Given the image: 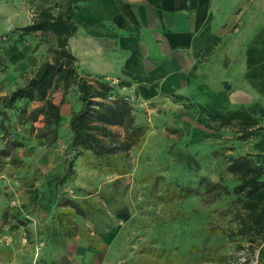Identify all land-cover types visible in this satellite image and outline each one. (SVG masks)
<instances>
[{
	"label": "rangeland",
	"instance_id": "374dc122",
	"mask_svg": "<svg viewBox=\"0 0 264 264\" xmlns=\"http://www.w3.org/2000/svg\"><path fill=\"white\" fill-rule=\"evenodd\" d=\"M33 5L31 0H0V95L51 56L52 33L20 37L13 31L31 22ZM253 6L235 26L229 19L211 32L209 45L196 55L205 64L199 70L207 73L187 93L154 96L151 90L139 95L137 88L127 91L121 82L109 80L133 104L146 131L127 153L111 157L113 170L97 164L90 153L75 161V174L60 191L90 208L89 217L57 207L53 196L76 92L71 90L62 103L63 123L54 145H40L34 133L20 129L24 145L7 157L0 153V264H21L27 253L34 264L46 245L41 234L47 222L82 238L87 248L83 264H245L249 252L238 245L247 242L231 234L235 195L210 200L198 183L206 177L231 189L237 181L225 172L224 156L264 152V135L235 140L232 128L213 117L217 110L241 108L264 124V4L260 16ZM53 97L59 102L62 91L55 90ZM4 147L0 132V151ZM181 184L195 192L169 198L166 187ZM7 206L20 208L26 222L3 219Z\"/></svg>",
	"mask_w": 264,
	"mask_h": 264
},
{
	"label": "trees",
	"instance_id": "16d2710c",
	"mask_svg": "<svg viewBox=\"0 0 264 264\" xmlns=\"http://www.w3.org/2000/svg\"><path fill=\"white\" fill-rule=\"evenodd\" d=\"M81 1L84 0H68L65 5L58 2L48 4L32 17L31 22L13 29L20 37L36 31L50 32L55 45L51 56L41 61L23 83L0 95V132L5 143L0 153L7 157L11 149L24 145L25 134L19 136L22 127L26 134L34 133L40 145H54L63 123L62 103L74 90L77 104L67 120L68 135L61 155V170L53 185V196L57 207H69L77 215L89 217L90 208L60 191L75 174V161L90 153L97 164L113 170L111 157L127 153L143 137L146 127L138 120L133 104L118 92L115 84L103 76L78 69L68 41L77 31L73 16ZM57 89L62 91L59 102L53 97ZM33 102L38 104L32 106ZM213 117L232 128L235 140L247 141L264 135V124L246 109L217 110ZM36 122L40 124L36 125ZM224 158L225 172L237 181L233 187L229 189L226 184L206 177H201L198 184H203L210 200L223 194L235 195L234 204L237 206L233 219L236 224L231 228V234L247 242L238 245L249 252L245 264L251 258H254L253 264H264V152L229 154ZM10 161L16 164L17 160L11 158ZM166 188L170 192L169 198H182L195 192V188L182 184ZM2 217L26 222L17 206H7Z\"/></svg>",
	"mask_w": 264,
	"mask_h": 264
},
{
	"label": "crops",
	"instance_id": "0c3cea01",
	"mask_svg": "<svg viewBox=\"0 0 264 264\" xmlns=\"http://www.w3.org/2000/svg\"><path fill=\"white\" fill-rule=\"evenodd\" d=\"M67 1L31 0L33 14ZM262 4L264 0H84L74 13L77 31L68 42L82 72L121 82L127 91L135 87L139 95L151 90L154 96L187 93L207 73L199 70L205 64L196 55L209 45L211 32L229 19L235 26L251 5L260 16ZM247 27L250 31L252 25ZM44 227L46 245L34 264H83L87 248L81 237L48 222ZM26 255L21 264H31Z\"/></svg>",
	"mask_w": 264,
	"mask_h": 264
},
{
	"label": "built area",
	"instance_id": "2783aa9c",
	"mask_svg": "<svg viewBox=\"0 0 264 264\" xmlns=\"http://www.w3.org/2000/svg\"><path fill=\"white\" fill-rule=\"evenodd\" d=\"M245 258H243V260H244ZM254 263V260H252L250 263H248V264H253Z\"/></svg>",
	"mask_w": 264,
	"mask_h": 264
}]
</instances>
